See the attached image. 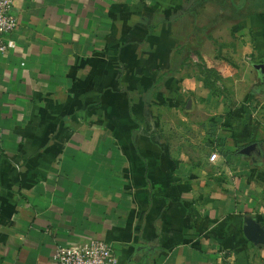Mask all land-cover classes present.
<instances>
[{"label":"crops","instance_id":"obj_1","mask_svg":"<svg viewBox=\"0 0 264 264\" xmlns=\"http://www.w3.org/2000/svg\"><path fill=\"white\" fill-rule=\"evenodd\" d=\"M13 14L0 264L94 239L118 264H264V0H16Z\"/></svg>","mask_w":264,"mask_h":264},{"label":"built area","instance_id":"obj_2","mask_svg":"<svg viewBox=\"0 0 264 264\" xmlns=\"http://www.w3.org/2000/svg\"><path fill=\"white\" fill-rule=\"evenodd\" d=\"M15 2L0 0V53L16 47L9 37L18 27V19L13 14ZM53 264H118V259L110 243L94 239L80 246H57Z\"/></svg>","mask_w":264,"mask_h":264},{"label":"water","instance_id":"obj_3","mask_svg":"<svg viewBox=\"0 0 264 264\" xmlns=\"http://www.w3.org/2000/svg\"><path fill=\"white\" fill-rule=\"evenodd\" d=\"M257 68L261 69L264 72V65L257 66ZM246 232H247V234H248V232L258 233V230H254L252 227H249Z\"/></svg>","mask_w":264,"mask_h":264}]
</instances>
